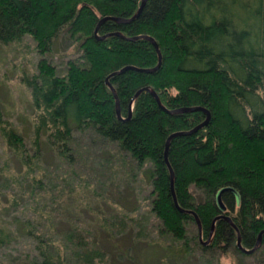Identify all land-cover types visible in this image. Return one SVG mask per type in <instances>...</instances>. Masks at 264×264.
I'll list each match as a JSON object with an SVG mask.
<instances>
[{
	"label": "trees",
	"instance_id": "trees-1",
	"mask_svg": "<svg viewBox=\"0 0 264 264\" xmlns=\"http://www.w3.org/2000/svg\"><path fill=\"white\" fill-rule=\"evenodd\" d=\"M140 4L0 0V51L29 35L41 56L35 70L22 79L33 107V149H27L21 132L1 120L4 141L28 171L40 163L41 138L68 164L75 160L73 130L88 131L92 141L114 145L116 153L129 154L143 169L151 185V211L162 221L163 231L179 240L184 239L185 221L193 218L180 208L194 210L208 234L219 212L216 193L225 187L221 201L241 244L249 248L264 229V0H145L134 18H106L98 24L106 16L129 18ZM63 32L78 42L81 54L67 61L65 73L58 75L42 55ZM108 32L122 35L101 37ZM143 35L155 39L159 67L153 72L126 68L113 73L126 65L157 64V50ZM188 106L207 110L208 122L193 129L205 119L203 109L168 111ZM181 130L192 131L173 136L167 149L174 201L164 150L167 137ZM1 195L11 204L16 200L2 186ZM1 203L0 211L6 205L0 198ZM48 222L45 226L40 216L27 215L11 226L0 219V247L20 235L32 242L33 253L12 264H87V253L79 259L75 250L89 249L91 242L77 226L61 234ZM261 240L262 245L264 233ZM233 242L236 247L235 229L218 219L213 246ZM164 249L169 256L174 252L168 245Z\"/></svg>",
	"mask_w": 264,
	"mask_h": 264
},
{
	"label": "rangeland",
	"instance_id": "rangeland-1",
	"mask_svg": "<svg viewBox=\"0 0 264 264\" xmlns=\"http://www.w3.org/2000/svg\"><path fill=\"white\" fill-rule=\"evenodd\" d=\"M34 44L26 35L0 51V121H8L21 132L30 151L33 107L22 79L35 70L41 57ZM80 54L78 42L63 32L53 41L51 51L42 56L63 75L67 61ZM72 136V164L64 163L41 138L40 163L28 171L6 145L0 130V186L16 196L12 204L8 196H0L6 204L0 211L1 220L15 226L22 216H40L46 226L49 218L51 228L61 234L77 226L91 242L89 249L75 247L79 259L87 253V264H264L262 240L250 253L236 248L234 242L216 247L214 233L200 236L193 218L184 223V239L172 237L151 211V185L129 154L122 157L114 145L92 141L88 131L73 130ZM196 200H201L197 193ZM40 211L43 213L38 216ZM166 245L173 248L171 256ZM31 253L28 236H17L0 247V264L17 263Z\"/></svg>",
	"mask_w": 264,
	"mask_h": 264
},
{
	"label": "water",
	"instance_id": "water-1",
	"mask_svg": "<svg viewBox=\"0 0 264 264\" xmlns=\"http://www.w3.org/2000/svg\"><path fill=\"white\" fill-rule=\"evenodd\" d=\"M144 2H145V0H141V4H140V6L137 8V11H136L131 17H129V18H116V17H112V16H106V17L101 18V19L99 20L98 24H99L102 20H104V19H106V18H113V19H116V20H118V21H128V20L134 18V17L138 14V12L140 11V9H141V7L143 6ZM98 24H97V26H96V28H95V32H96V30H97V28H98ZM112 34L122 35V34L119 33V32H108V33H105V34L101 35V37H105V36H107V35H112ZM142 37L149 39V40L154 44V46H155V48H156V50H157V53H158V62H157V64L154 65L153 67H149V68H138V67H134V66H132V65H126V66L122 67L121 69L114 71L113 73L121 72V71H123V70L126 69V68L138 69V70L145 71V72H153V71H155V70L159 67V65H160V63H161V54H160L159 48H158V46H157V43L155 42V39H154L152 36H149V35H143ZM132 38H133V37H131V39H132ZM108 85H109L110 89L112 90V92L114 93L115 103H116V107H117V103H118V101H117V97H116V94H115V92H114V89H113V87H112L110 84H108ZM144 88L150 90V91L152 92V94L155 96V98H156L158 104H160V101H159V98H158L157 94H156L153 90H151L148 86H147V87H144ZM139 91H140V90H139ZM139 91H138V92H139ZM138 92H136L135 95L133 96V98L131 99V102H130V105H129V114H130V111H131V105H132L131 103H132V101L135 99V97H136V95H137ZM198 109H203V108L200 107V106H188V107L178 108V109H169L168 111H169V112H178V111H191V110H198ZM203 110H205V109H203ZM117 113H119L118 107H117ZM205 113H206V117H205V119H204V120H203L198 126H196V127L193 128V129H196L197 127H200V126H202V125H204V124H206V123L208 122V120H209V112H208L207 110H205ZM191 131H192V130H188V131H183V130H181V131H174V132H172V133L167 137L166 142H165L164 157H165V160H166L167 165H168V167H169V173H170V186H171V190H172V195H173V199H174V201H175V195H174L173 188H172V185H173V171H172V169H171V167H170V165H169V163H168V160H167V149H168V144H169L170 139H171L173 136H175V135H181V134H186V133H189V132H191ZM223 190H225V187H224V188H221V189L218 190V192L216 193L217 206H218V209L221 210L222 212L219 213V214H217V215L213 218V220H212V226H211V230H210V233H209V234H210V235L213 234L214 221H215L216 219L220 218V217H224V218H226V219L231 223V225L234 227V229H235V231H236V234H237V237H236V246L238 247V249L241 250V251H243V252H245V253H250V252L256 250V249L259 247V245H260V240H261V237H262V234L264 233V229H262V230L259 231V233H258V235H257L256 242L254 243L253 246H251V247H249V248L243 246V245L241 244V239H240V234H239V230H238V228L236 227V225L234 224V222L231 220V217H230L229 215L223 213V210H224V204H223L222 201H221V193H222ZM236 194H237V193H236ZM237 196H238V195H237ZM180 209H181L182 212L190 213V214L193 216V218H194V220H195V222H196V224H197V226H198L199 233H201V224H200V221H199V218H198L196 212H195L194 210H192V209H185V208H184V209H183V208H180Z\"/></svg>",
	"mask_w": 264,
	"mask_h": 264
},
{
	"label": "flooded vegetation",
	"instance_id": "flooded-vegetation-1",
	"mask_svg": "<svg viewBox=\"0 0 264 264\" xmlns=\"http://www.w3.org/2000/svg\"><path fill=\"white\" fill-rule=\"evenodd\" d=\"M216 202H217V199H216ZM223 203V202H222ZM236 204L238 205L239 204V198H236ZM219 212L217 213V214H219V213H221L222 211L221 210H218ZM223 213H225V214H227V215H229L230 217H231V213H230V211L226 208V206L224 205V210H223ZM216 216V215H215ZM214 216V217H215ZM213 217V218H214ZM220 218H222V219H225L226 221H228L226 218H224V217H220ZM220 218H218V219H220ZM218 219H216L215 221H214V225H215V223H216V221L218 220ZM213 220V219H212ZM231 220L233 221V219H232V217H231ZM229 222V221H228ZM230 223V222H229ZM231 224V223H230ZM234 228V227H233ZM209 233H210V231H209ZM208 233V236L210 235ZM213 233H214V227H213ZM202 234H205V232L202 230V228H201V233H199V235L201 236ZM236 237H237V234H236ZM237 247V246H236ZM238 248V247H237Z\"/></svg>",
	"mask_w": 264,
	"mask_h": 264
}]
</instances>
